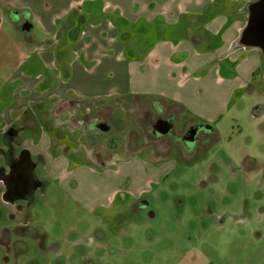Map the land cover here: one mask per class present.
Returning <instances> with one entry per match:
<instances>
[{
    "label": "rangeland",
    "instance_id": "374dc122",
    "mask_svg": "<svg viewBox=\"0 0 264 264\" xmlns=\"http://www.w3.org/2000/svg\"><path fill=\"white\" fill-rule=\"evenodd\" d=\"M223 3L216 0L213 8ZM2 8L1 77L12 71L8 57L14 63L22 57L13 42L25 36L1 16ZM22 13L18 8V22ZM149 29L135 32L134 39L154 44L197 36L202 40L193 48L213 54L212 63L191 73L207 78L191 97L200 112L180 101L138 96L63 101L90 110L82 143L78 131H54L65 137L53 139L47 156L58 158L61 175L48 172L46 157L28 160L37 165V184L28 197L13 201L6 172L14 161L8 159L9 137L0 134V234L15 225L29 229H20L26 251L9 252L3 264H264V63L252 70L248 64L249 80L228 93L240 75L234 62L217 55L222 33H207L184 17L175 26ZM160 117L170 122L165 133L157 129ZM71 122L64 124L68 130ZM195 125L202 139L187 147Z\"/></svg>",
    "mask_w": 264,
    "mask_h": 264
},
{
    "label": "crops",
    "instance_id": "0c3cea01",
    "mask_svg": "<svg viewBox=\"0 0 264 264\" xmlns=\"http://www.w3.org/2000/svg\"><path fill=\"white\" fill-rule=\"evenodd\" d=\"M215 1L0 0L1 16H6L14 30L25 35L22 41H12L22 57L14 63L6 55L13 66L3 77L0 60V134L9 137L8 159L37 161L46 157L50 161L48 172L61 175L63 167L56 172L58 158L47 155L53 139L65 136L53 133L61 128L71 133L78 131L77 139L82 143V123L86 114L91 115L85 103L72 105L63 101L138 96L180 101L200 112L191 97L198 96V89L207 78L191 73L212 63L213 54L193 48L194 41L202 40L197 36L193 42L182 39L183 34L181 38H163L154 44H143V36L134 39L135 32H148L157 23L175 26L182 17L191 18L200 22L207 33H222V50L217 55L234 62L235 73L240 75L227 92L243 86L251 75L248 64L252 70L263 63L258 49L236 44L246 23V5L255 0H221L226 3L213 8ZM240 1H247L244 8L232 10V4ZM18 8L23 9L22 22L15 18ZM233 14L236 18H231ZM25 23L27 31L22 30ZM185 27L187 35L191 26ZM2 42L0 39V45ZM70 121L75 126L68 130L64 124ZM36 167L34 164L33 172ZM117 191V188L110 191L108 204L113 203ZM20 229L16 225L2 229L0 264L8 259L9 252L15 255L26 251L27 245L21 239L26 233ZM32 237H37L36 233Z\"/></svg>",
    "mask_w": 264,
    "mask_h": 264
},
{
    "label": "water",
    "instance_id": "95a60500",
    "mask_svg": "<svg viewBox=\"0 0 264 264\" xmlns=\"http://www.w3.org/2000/svg\"><path fill=\"white\" fill-rule=\"evenodd\" d=\"M247 11V19L243 29L240 31L239 37L237 39L236 44L245 48H256L261 53V58L264 63V0H255L246 5ZM23 31L28 30V24L25 23L22 28ZM164 124L163 129H161L162 133H165L170 128V122L164 121L161 122ZM162 124V125H163ZM159 130V129H158ZM196 132L195 129H190L188 143L190 144L195 137ZM34 164L32 165L33 170ZM7 173L8 175H13V172L10 171ZM25 170V169H23ZM24 172L17 175L16 179V190L15 196L10 198L11 200H15L16 198H23L22 189L24 187L19 186L20 180H22V176H24ZM20 178V179H19Z\"/></svg>",
    "mask_w": 264,
    "mask_h": 264
},
{
    "label": "flooded vegetation",
    "instance_id": "af4514ba",
    "mask_svg": "<svg viewBox=\"0 0 264 264\" xmlns=\"http://www.w3.org/2000/svg\"><path fill=\"white\" fill-rule=\"evenodd\" d=\"M158 119L159 120H157V125L159 124V127L157 129H159V132H160L161 129H163V127H164V124L161 123V121L164 120V118L160 117ZM195 127H196L195 129L197 130L196 136L193 138V140H192V142L190 144L188 143L187 147L190 146V145H194L193 143L197 139L196 137H199L200 141L202 139V136H197V133H198V130H199V125H195ZM200 134H202V133L200 132ZM189 149L193 150L194 148L192 147V148H189ZM28 160H30V159L26 158V159H24L23 161H20V162L18 160H16L13 163H10V166H11L10 167L11 168L10 171L13 172V175H11V173H10V175H7V181L10 183L9 184V187H10L9 192H10L11 197H13V195L16 193V190L18 191V189L16 188V187H18L16 185V179L18 177L17 175H19L20 173H22V172L25 173L24 176H22V180H20V182H19V186L20 187H24L22 189L23 198L28 197V195L30 194V191L32 190V187L35 184H37V180H36L35 174L32 172L33 170L31 169V167H32L31 165H33V163L30 164ZM23 169H25V170H23Z\"/></svg>",
    "mask_w": 264,
    "mask_h": 264
}]
</instances>
